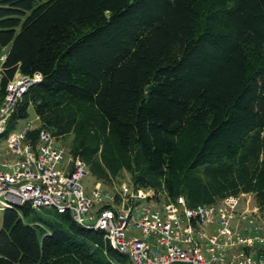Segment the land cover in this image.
<instances>
[{"label":"trees","instance_id":"obj_1","mask_svg":"<svg viewBox=\"0 0 264 264\" xmlns=\"http://www.w3.org/2000/svg\"><path fill=\"white\" fill-rule=\"evenodd\" d=\"M1 91L40 76L2 138L30 118L104 182L158 203L254 196L264 219V0H0ZM100 158V160H98ZM70 213L4 211L0 264H127Z\"/></svg>","mask_w":264,"mask_h":264},{"label":"built area","instance_id":"obj_2","mask_svg":"<svg viewBox=\"0 0 264 264\" xmlns=\"http://www.w3.org/2000/svg\"><path fill=\"white\" fill-rule=\"evenodd\" d=\"M39 80L17 73L4 94L0 87V212L29 203L70 213L78 224L103 231L132 264H264V252L258 254L264 219L239 196L194 208L182 196L158 203L153 191L132 185L89 196L85 161L49 132L41 130L34 144L29 136L37 127L29 121L2 138L18 102Z\"/></svg>","mask_w":264,"mask_h":264},{"label":"rangeland","instance_id":"obj_3","mask_svg":"<svg viewBox=\"0 0 264 264\" xmlns=\"http://www.w3.org/2000/svg\"><path fill=\"white\" fill-rule=\"evenodd\" d=\"M0 69H1V64H0ZM29 121H32L34 123V126L35 127H39V120L38 118L36 117V115L34 114V111L31 109L30 110V118L29 120H26V121H23L20 123V127L21 126H24L26 125ZM74 139V135H71L67 138H60L58 140H56L57 144L58 145H61V146H64L66 147L68 150L71 149V145H72V141ZM70 156H68L66 158L67 162L70 160ZM98 160H100V158H98ZM86 176L82 179V185L86 191V193L90 196L92 195V192L95 191V190H101L102 193L106 192V191H118L120 190V188L122 186H131L132 184V181H131V176L130 174H128L126 171L122 172L119 180H115L114 182H104L100 179H98L97 177H95L93 175V173L91 172V169L89 166H87V169H86ZM241 198V201H242V205L245 206V205H248L250 207V209H253V208H258L257 212H259V216L262 218L261 214H260V210H259V207L256 203V200L254 198L253 195L251 194H242L239 196ZM260 218V222L262 223L263 220ZM3 222H4V211H1L0 212V230L3 226ZM127 264H132L130 261L127 262Z\"/></svg>","mask_w":264,"mask_h":264},{"label":"crops","instance_id":"obj_4","mask_svg":"<svg viewBox=\"0 0 264 264\" xmlns=\"http://www.w3.org/2000/svg\"><path fill=\"white\" fill-rule=\"evenodd\" d=\"M263 252H264V247L259 248V253L258 254L263 253Z\"/></svg>","mask_w":264,"mask_h":264}]
</instances>
